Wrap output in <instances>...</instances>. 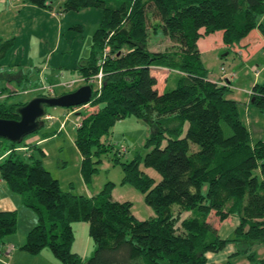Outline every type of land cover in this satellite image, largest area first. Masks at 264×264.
<instances>
[{"label": "trees", "instance_id": "obj_1", "mask_svg": "<svg viewBox=\"0 0 264 264\" xmlns=\"http://www.w3.org/2000/svg\"><path fill=\"white\" fill-rule=\"evenodd\" d=\"M23 1L52 9L49 0ZM61 9H98L102 14L89 54L77 67L84 85L99 70L103 74L100 88L91 84L87 108L92 111L76 129L82 180L88 185L98 172L100 160L95 158L110 154L121 165V184L142 193L154 216L139 220L132 203L112 201V182L92 197L62 191L41 158L21 157L24 139H4L0 180L36 217L20 249L37 255L47 248L62 264H209V253L233 242L242 246L236 254L246 252L249 264H264L252 251L264 242V141L252 142L238 103L228 97L232 90L208 79L197 47L201 37L216 32H222L227 48L253 30L264 38V0H62ZM158 32L172 46L151 51V37ZM14 44V39H0V64ZM162 69L169 71L173 84L160 91L156 72ZM39 91L38 97H51ZM251 92V105L264 113V83ZM25 104L1 100L0 119L18 120L16 110ZM127 117L152 127L142 161L159 181L140 170L141 156L122 163V151L108 142L115 123ZM186 211L192 215L181 219ZM211 214L221 222L237 219L231 237L221 238L208 221ZM78 223L88 227L93 246L88 258L72 252L73 225ZM17 224V211H0V244Z\"/></svg>", "mask_w": 264, "mask_h": 264}, {"label": "rangeland", "instance_id": "obj_2", "mask_svg": "<svg viewBox=\"0 0 264 264\" xmlns=\"http://www.w3.org/2000/svg\"><path fill=\"white\" fill-rule=\"evenodd\" d=\"M49 3L52 9L42 10L27 4L23 0H0V39H14L15 41L5 61L0 64V75L3 76V79L0 80V101L7 98L8 105L30 102L41 94L39 88L41 89L44 84H53L55 86L52 97L84 86L77 71L78 62L89 54L92 36L101 20V11L98 9H84L78 13H62V0H49ZM220 33L218 32V34ZM161 35V32H158L156 38L151 37L152 39L149 43L151 51H164L172 46V42L167 38H162ZM240 51L241 54H239ZM207 57L206 55L205 59ZM263 60L264 51L252 54V52L244 51L243 49H239L237 53L218 49L212 56H209V63L206 62V69L209 72L208 79L217 77L216 80H209L211 82L216 81L214 83H222L227 79V76L236 73L239 86L244 85L252 88L250 86L253 76L257 72L261 73L262 67H264ZM221 68H224L225 75L221 73ZM157 71L158 88L161 90L163 88L164 74L160 70ZM245 72L251 76V80H247ZM72 81H79V83H76L71 89L62 86V84ZM172 82L173 77H168L169 86L172 85ZM233 82L236 83V79ZM45 93L47 92L45 91ZM245 103L246 101L243 104L238 103L239 115L244 123V119L250 121L252 132L254 133L251 140L255 142L258 137L255 134L256 131L258 132L262 129L263 134L261 136L264 135V113L259 112L253 105H250V116L249 114L245 116ZM89 112L90 108L86 109L83 107H78L70 113L66 108H47L46 113L52 118L49 120L46 119V116L41 118L44 127L24 138L20 148L22 151L19 154L28 161L31 155L34 158H41L44 168L50 172L54 179L59 181L62 191H71L76 195L93 196L99 193L105 184L112 182L114 183L111 192L112 201L132 203L131 212L139 220L154 216L152 210L146 205L142 193L128 184H121L123 176L121 165L114 163L110 154L95 158L100 160L95 165L98 172L93 175L88 185L83 182L80 173L81 157L75 147L74 140L80 119ZM256 115L259 118H256ZM60 125L61 128L59 129ZM151 133L152 127L148 124L135 118L127 117L115 123L107 139L115 149L122 151L120 154L122 163L141 156L140 170L159 181L160 177L157 172L151 168L144 167L142 161L148 152V149L145 148V141ZM33 138L43 142L38 144L36 142L35 144H33L34 142L29 143ZM0 142L4 145L7 143L4 139H0ZM33 145L36 146L32 147ZM40 150L45 153L44 157L41 156ZM1 153H3V150L0 151ZM2 186L6 192L11 193L4 183ZM1 194L3 195L4 193L1 192ZM23 210H25L23 212H28L36 218L31 210ZM191 215V211H186L182 213L181 219ZM22 217L23 215L20 214V223L17 224L16 232L7 236V239L15 238L21 240L26 238L25 236L33 226L26 230L29 224L27 227L26 218L24 216L23 219L25 221H23ZM208 221L218 228L219 235L223 239L232 236L234 227L237 224L236 218H229L221 222L213 214L208 217ZM84 226L85 231H87L86 223L73 225L75 236L72 246L73 253L83 250V239L86 235V232L84 235ZM24 230L27 231L26 234H24ZM46 250L51 253L49 249L46 248ZM241 250L242 246L229 242L222 251L209 253L207 255L208 263L249 264L246 252L236 254ZM252 251H254L256 259L264 258V242L252 246ZM90 255L91 253L88 257ZM40 259L46 262L44 257ZM35 262L33 261L32 264H35ZM158 264L168 263L160 260Z\"/></svg>", "mask_w": 264, "mask_h": 264}, {"label": "crops", "instance_id": "obj_3", "mask_svg": "<svg viewBox=\"0 0 264 264\" xmlns=\"http://www.w3.org/2000/svg\"><path fill=\"white\" fill-rule=\"evenodd\" d=\"M42 10H44V9H42ZM261 22H262V24H264V16L262 17ZM197 47H198V50L200 52L201 60L204 64V66L206 67V64L209 63V56H212L215 53V51H217L218 49L226 50L228 52H235V53H237V51H239V49L240 50L243 49L244 51L252 52V54H256V53H258V51H260V53H261V51H264V38L262 37V35L260 34V32L258 30H253L252 32H250V34L246 38L241 40L238 45H236L232 48H227L222 43V32L220 34H218V32H216V33L211 34L209 36L201 37L197 42ZM239 54H241V51ZM206 55L208 56L207 59H205ZM247 58H248V55H247ZM161 71L164 74V79H163L164 80L163 81V88H164L165 84L168 85V77H171V76H170V73L168 70L162 69ZM254 72H255V70H254ZM234 74L236 75V77L233 78L232 80L231 79L228 80V82H229L228 88L232 90L231 94L229 95V98L235 100L237 103H242V104H243V102L246 101L245 106H244L245 107L244 115L248 116L250 105H251L250 98L248 96V92H251L252 88L255 85L264 83V75H263L264 74V67H262L261 73L259 72L258 76H256V75H254L255 77L253 76L251 86H250L252 88H249L248 86H244V85L239 86L238 80H237L238 79L237 74L236 73H234ZM245 77H247V80H248V79H250L251 76H249L248 73L245 72ZM166 78H167V80H166ZM216 78L217 77H215L214 79H210V78L209 79L210 80H216ZM234 79H236V81H237L236 83L233 82ZM242 80H244V79H242ZM213 82H216V81H213ZM172 84H173V82H172ZM44 85H48V84H44ZM51 85L54 86L53 84H51ZM163 88L161 90L160 89L159 90L162 91ZM52 94H54V91ZM82 107L89 109V108H87V105L82 106ZM90 111H92L91 108H90ZM249 116H250V114H249ZM51 118L52 117H50L48 115L46 116V119H48V120ZM256 118H259V116L256 115ZM244 120H245V123L247 122L246 126L249 130L250 137H252V134H254V133L252 132L251 123L249 120L248 121H246V119H244ZM60 128H61V125H60L59 129ZM255 134L258 136L257 141L258 140L264 141V137H263L264 135L261 136V134H263L262 129H260L258 132L256 131ZM261 138H263V139H261ZM35 142H36V144H38V143H41L43 141H41V140L37 141V139L33 138L32 140H30L29 143L35 144ZM3 183L4 182H2L0 180V211H6V212L17 211V214L19 216L18 217V224L20 223V214L23 215L22 219L25 216L26 221L24 219H23V221H25L27 227L29 224L28 229H26V230H29V228H31L32 226H34L36 224V221H35L36 218H34V216L32 214H29L28 212H23V211H25L23 209H26V208H24L21 205L20 198L17 195L6 192L2 186ZM1 192L4 194L2 195ZM86 196L92 197V195H86ZM23 221H22V223H23ZM83 230H84V235L86 232V235L83 239L84 240L83 250L76 252V254L80 255L82 258H87L89 256V254L92 252V246H91V241L87 235V231H85V226H84ZM26 232L27 231L24 230V234H26ZM24 241H25V238H22L21 240H19V239L17 240L15 238H8L5 240L4 243L0 244V264H32L33 261H36L35 264H62L52 255V253H50L46 249L42 250L36 256H32V255L26 253L25 251L21 250L20 247L24 244ZM40 254H42V256H40ZM41 257H44L46 262L43 259H40Z\"/></svg>", "mask_w": 264, "mask_h": 264}, {"label": "water", "instance_id": "obj_4", "mask_svg": "<svg viewBox=\"0 0 264 264\" xmlns=\"http://www.w3.org/2000/svg\"><path fill=\"white\" fill-rule=\"evenodd\" d=\"M92 87L84 85L78 89L59 96L36 97L24 106L17 108L18 120L0 119V138L10 142H21L34 133L45 115V108H73L89 104Z\"/></svg>", "mask_w": 264, "mask_h": 264}, {"label": "built area", "instance_id": "obj_5", "mask_svg": "<svg viewBox=\"0 0 264 264\" xmlns=\"http://www.w3.org/2000/svg\"><path fill=\"white\" fill-rule=\"evenodd\" d=\"M61 15V14H60ZM108 52V50H106L105 51V53H104V57H105V54ZM221 73L223 74V75H225L226 73H225V70H224V68H221ZM258 74H259V72H257L256 73V76H258ZM236 77V75L235 74H230L229 76H227V79H225L224 80V82H222V83H217L218 85H220V86H224V87H229V82H228V80L229 79H233V78H235ZM102 78H103V74H102V72H101V70H99V72H98V74L93 78V79H91L88 83H87V85H90V86H92L91 84H93V86L95 85V86H97L98 88H100V86H101V83H102ZM222 80V79H221ZM76 83H79V81L78 82H74V81H72V82H69V83H65V84H62V86H64L65 88H67V89H71ZM39 90H44V91H46V92H48L49 94H52L53 93V91H54V86H52V85H42V87H41V89L39 88ZM252 95V92H248V96H251Z\"/></svg>", "mask_w": 264, "mask_h": 264}]
</instances>
